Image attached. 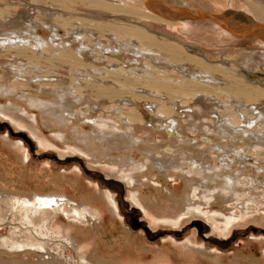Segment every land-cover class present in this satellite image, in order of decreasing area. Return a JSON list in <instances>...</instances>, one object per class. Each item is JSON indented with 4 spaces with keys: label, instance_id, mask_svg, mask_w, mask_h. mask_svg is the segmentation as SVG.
I'll return each mask as SVG.
<instances>
[{
    "label": "bare ground",
    "instance_id": "obj_1",
    "mask_svg": "<svg viewBox=\"0 0 264 264\" xmlns=\"http://www.w3.org/2000/svg\"><path fill=\"white\" fill-rule=\"evenodd\" d=\"M39 1L42 0H0V56L7 59L11 54L13 57V60L4 61L0 80L6 79L11 69L12 74L18 77L15 84L28 89L24 90V101L39 109L43 119L51 123L54 130L60 126L59 134L66 141L70 139L66 129L77 120L70 134L71 140L78 143L75 148L82 150L78 152L94 163L115 164L113 171H118L119 178L126 180L129 186L139 187L132 189L130 194L136 204L143 203L140 187L151 182L148 179L150 170L157 168L168 179L177 174L185 184L183 194L168 190L169 198L174 199L180 209L172 213L171 221L174 223L183 216L189 220L203 213L207 214L212 225L219 230L223 228L227 233L232 224L247 214L264 219V179L261 175L256 177L236 172L237 164L247 168L254 154L245 148L236 151L239 143L244 142L250 148H264V78H256L251 71V67L264 63V52H243L242 60L223 54L207 60L205 49L194 47L189 34L191 29L186 24V21L197 20L167 19L147 6L145 0H45L49 5H41ZM258 1V7L264 10V0ZM57 2L58 5L52 6ZM212 4L219 7L224 3L213 0ZM244 5L255 14L257 22H264V14L252 8L251 0H244ZM83 8L94 10V15L83 14L80 12ZM109 15L110 19L104 18ZM123 16L140 22L119 18ZM148 22L159 23L160 30L147 26ZM212 27L216 34L225 36L230 42H240L220 26L212 24ZM62 67L68 68L69 78V75L64 77L59 72ZM21 78L30 80L31 84L20 83ZM87 87L92 88L91 93L87 92ZM13 88L0 84V95L13 92ZM107 99L112 104L110 102L111 105L104 110ZM144 100L153 113L149 120L142 118L143 113L139 112L136 102ZM189 100L197 104L194 107L197 113L190 114L193 126L200 127L199 120H204L208 127L213 123V129L211 126L209 130L233 141L228 147L224 142L210 140L211 146L217 150L216 163L212 162V151L203 154L187 150L179 154L173 151V143L165 146L162 142L161 145L153 137L157 130H162L169 140L173 136L180 139L184 132L181 133L183 128L175 107L180 102L188 105ZM229 102L235 105L232 107ZM20 104L11 101L0 106V113L6 117L15 116L18 123L16 115L21 119L30 115ZM206 110L211 115L209 121L206 120ZM143 122H148L144 129L145 137L137 134L139 129L135 126ZM85 123L92 124L93 130L82 131ZM31 127L36 134L38 127ZM78 131H82L80 136ZM144 144L148 147H142L146 151H139L142 156L137 158L135 152ZM161 147L166 151H159ZM116 149L122 151L112 156V160L108 159L107 156ZM257 153L264 154V151ZM7 190L6 185L0 184V222L5 218L16 221V234L0 237V250L22 255L15 261H7L0 255V264H64L57 254L67 247L81 253L78 264H132L130 259L138 260L134 262L140 264V258L136 257L138 253L132 256L127 250L124 258L120 254L106 256L97 249L88 250L86 246L91 244L83 242L82 236L86 233L81 225L103 226L102 212L98 205L92 203L96 201L95 196L104 199L101 202L110 212L112 227H120L116 219L121 218L117 198L110 191H97L93 197L87 192L80 193L77 186L71 195L52 190L50 192L54 194L44 193L32 187ZM214 205L219 207L218 210H212ZM160 209V215L150 209H146V214L154 220H163L167 209L162 206ZM255 212L262 213L255 216ZM53 239L59 242L55 249H50L48 240ZM187 245L201 260L206 257L209 264H222L218 252L197 245L196 238L188 241ZM33 251L40 253L36 261L31 258ZM249 258L258 261L252 254ZM263 258H260V263Z\"/></svg>",
    "mask_w": 264,
    "mask_h": 264
},
{
    "label": "rangeland",
    "instance_id": "obj_2",
    "mask_svg": "<svg viewBox=\"0 0 264 264\" xmlns=\"http://www.w3.org/2000/svg\"><path fill=\"white\" fill-rule=\"evenodd\" d=\"M54 1H60V0H54ZM172 1L180 5L186 4L189 7L199 8L209 12H220L227 8H230L233 11H244L245 13H247L257 21L255 14H253V12L249 10V7L244 5V0H221L224 4L223 6H219V7L212 4L213 0H172ZM40 2L41 5L43 4L49 5V3H45V0L39 1L38 3L40 4ZM258 2H259L258 0H251L252 8L260 12L261 15H263L264 10L258 7L259 6ZM56 5H58V2L57 4L55 3L52 6H56ZM93 11L84 8L80 10V12H82L83 14H89V15L90 14L94 15ZM95 15L99 16L97 14ZM111 15H109V17L106 16L104 18L110 19ZM119 18L123 20H129L132 23L140 22V20L128 16H123ZM148 23H146V25L148 24L147 26L153 27L156 30H160L159 28H161L159 23L158 24L154 22L153 23L148 22ZM211 23L212 22L210 21H203V20L186 21V24H188V26L191 29L189 34L193 39L192 42L195 45L192 46L197 48L198 47L204 48L207 60L210 59L212 60L215 57L217 58V55L219 54L229 55L232 57H236L238 60H242L243 52H251V53L264 52V42L260 41L259 39L253 37L238 39L234 37L235 39H237V41L239 40L240 42L233 43V41L230 42L229 39L226 38L225 36H220L219 34H216L212 27V24L214 23L212 24ZM185 30L188 31L187 28H185ZM60 31L62 33H65L64 30H60ZM92 37L94 38V36ZM227 48H229L228 49L229 51H222V50H226ZM0 57H1L0 58L1 61L0 74H1L3 73L2 66L5 64L4 61L8 59L13 60L11 59L13 57L11 54L9 57H7V59L2 56ZM256 66H255L256 69L254 67H251V71H253L252 73L255 74L256 78L263 79L264 63H261L260 66L257 67ZM9 70L11 74L8 73L9 76H7L6 79L0 80V84L1 86L8 85L12 88L14 87L12 89L14 93L8 92L0 95V106L6 105L11 101L17 104L21 103L20 104L22 105L21 107L25 109L27 108L26 110L30 112V115L27 116V118L22 117V119L19 115H16V119L18 122L16 123L15 116L14 118H11V117H6L0 113V158H1L0 184L6 185L8 187L7 191H13V189L27 190L29 187H32L33 189H39L44 193L54 194L55 192H50L52 190V191H56L57 193L66 194L67 192V195H71L73 194V188L77 186L80 193L87 192L93 197L95 196V193L97 191L99 192L105 190L110 191L117 198V203L121 214V218H116V219L117 222H119L118 226H120L121 228L112 227L110 212L102 203L104 199L102 197L98 198L96 196H95L96 201L92 203L94 205H98L99 210H101L102 212L103 226L95 227V226H90L88 224L81 225L82 230H84L86 233L85 235L82 236L83 242H85L86 244L87 243L91 244L90 246H86L88 247V250H91L92 248L97 249L100 253L102 254L104 253L106 256L108 255L119 256L117 254H120V256H123L124 258V255L128 250L127 252L132 253V256L138 253L136 257L140 258L139 260L141 261L140 264H209V262L206 260V257H204L205 260L204 259L201 260L199 255L194 252L193 248L192 247L190 248V246L187 245L188 241L194 240L196 238L197 245L204 246L209 251H217L218 257L220 258L221 261L220 263L222 264H235V263L264 264V260H263L264 259L263 258L264 257V219L262 220V218L260 217L254 218V216L247 214L245 218L240 219V221L235 224H232L230 226V229L227 231V233L224 230H222L223 228L220 227L219 230V228H216L214 225H212V222L207 218V214H203V213H199L197 214V216H194L189 220H187V216H183L180 218L179 222L174 223L171 221L172 213L178 212L180 209L179 206L174 203L175 202L174 199L169 198L168 190H175L178 194H183L186 189L185 184L182 178L177 174H173L172 177L168 179L166 176L162 175L157 168H152L153 170L151 169L149 173V177L150 176L153 178L155 177V179L148 177V179L151 180V182L149 181L148 184L142 185L140 187L142 192L141 196L144 204L142 203V201L136 204L132 200L130 194L132 189L137 190L139 189V187L137 186L136 188H134L131 185L129 186L126 180L119 178L118 171H113L115 167L112 166H115V164H110L107 162L94 163L93 161L89 160L87 156H84L85 154H83L82 152H78L82 150L75 148V146L78 145V143H76V141H73V139L71 140L72 135L70 134L72 133L71 130L74 123L75 124L78 123L77 120L73 121V123L71 124V128L66 129V134H68V136L70 137V139H67L66 141L65 140L66 138L63 139V137L59 134L60 132L59 130H62L60 126L57 127V130H54L51 126V123L49 124V122H46L43 119V114L39 109L35 108L34 106L30 105L28 102L24 101L23 98L24 90L27 91L28 89L23 88V86H17L15 82L17 81L18 77H16L14 73H13L14 75L12 74L11 69ZM254 70L256 72H254ZM59 72H61L64 77H67L68 75H69L68 78L70 77L68 68L62 67L60 68ZM31 77L32 76H30V79ZM19 82L20 83L23 82L22 84H26V83L31 84L30 80L24 78L23 79L21 78ZM86 90L88 93L92 92L91 87H87ZM110 102L111 101L107 99V102L104 104V108H103L104 110H106L107 107L112 104V102L111 104ZM136 102L139 104L138 105L139 106L138 109H140L139 112L143 113L142 118L145 120H149L153 115V113L151 112V110H148L147 108L148 103H146L147 101L144 100V101H140V102L136 101ZM189 102L190 103L188 105L183 102H180V104L178 103L176 107L175 105H172L176 108L175 111L177 110L179 114L178 115L179 122L182 128L184 129V130L182 129L181 133L184 132L183 135L185 136V138H183L184 136L181 135L182 137L180 136V139L177 136H173L172 140H169L165 132H163L162 130L160 131L157 130L159 131V133L156 131L157 133L155 132L153 137L156 138V140H158L160 144L162 142H163L162 144H166L165 146L171 145L173 143L171 146L176 148V149L173 148V151H177L179 154L181 151H187V150L195 151V152L200 151V153L202 152L203 154L204 152L207 153L208 151H212L211 159L212 162L216 163L218 161V158L215 151L217 150L215 147L211 146L210 140H213V142L216 143L218 141L224 142L226 146L228 145V147L232 146L233 141L232 139L225 138L221 135L219 136V134L215 133L213 130L212 131L209 130L210 127L214 125L213 123L211 124V122H209L211 124L210 127L206 126L207 124L204 120H199V123L201 124L200 127L193 126L191 124V122L193 121V117L190 114H193L194 112L197 113L194 108L197 107V104L194 103V101L192 100H189ZM229 103L228 104L231 105L232 107L235 105L232 102ZM219 107H221V102L219 103ZM237 109L238 108H236V110ZM107 113L111 114L110 112ZM38 114L41 117H39ZM237 114L241 117V114L239 112ZM206 116H207L206 120L209 121L211 115L208 110H206ZM146 123L143 122L140 123L139 125L138 124L135 125L136 128L139 129L137 134L141 137H145L144 129L145 127L148 126V122ZM28 124L29 126L31 125L38 127V129L36 130L37 135L33 134L31 130L33 128L31 126L29 127ZM258 127L261 128L262 126L259 124ZM211 128L213 129V126ZM81 130L84 132L92 131L93 125L86 123L82 124ZM82 131H78L77 135L80 136L82 134ZM6 139L9 141H7ZM12 144H17V145H12ZM238 145L239 147L237 148L236 151L240 150L241 148L254 151V154L250 157V160L247 163V164L250 163L254 166L249 164L247 165L248 166L247 168H244L242 164H237L236 172H245L248 175H253L256 177L261 175L262 179H264V171H263L264 154L257 153L259 151H264V148L261 149L259 147L250 148V146L245 144L244 142L239 143ZM16 146L17 147L20 146V147L16 148ZM145 146L148 147L147 144H144L143 146H140V149L136 150L135 155L136 156L138 155L137 158H141L142 156L141 152L139 151H146L145 149H142V147ZM82 147L84 148V150L88 151L86 146L82 145ZM161 149L163 151H166V148L164 150L163 147L159 148V151H161ZM98 150H101V147H98ZM63 151H70V152L64 153ZM118 151H122V150H117V149L114 150L110 156H107V158L109 157L108 159L112 160L113 159L112 156L119 154ZM61 153L64 154L61 155ZM25 154L26 156H24ZM259 154L260 156H258ZM157 175L159 177H157ZM41 184L43 185V187L41 186ZM84 189L86 191H84ZM152 197L154 198V200L152 199ZM74 198H76V196H74ZM76 199H78V197ZM167 199H169L170 201ZM161 206L162 208L167 209V210L165 209L166 210L165 212H167L164 214L166 215L165 219L154 220L152 219L151 216H149V214H146V209H150V211H152L154 214L160 215ZM218 208L219 207L217 205H214L212 207V210H218ZM261 213L262 212H255L256 214L255 216L261 215ZM5 220L6 218L0 222V237L6 238L16 234L15 226L17 222L7 221V220L5 221ZM122 223L125 224L124 227H122ZM20 228L21 227L17 228V230H20ZM123 228L126 229L124 230ZM58 242H59L58 240H54V239L48 240V247H50V249L53 248L55 249L56 246L55 244ZM141 247L143 251L142 250L140 251ZM83 250H85V247ZM123 250L125 253L123 252ZM251 254L254 257H256L258 261L251 260L249 258V255ZM260 254L263 257H261ZM0 255H2L5 258V260L8 259L7 261H15L16 259L17 260L20 259L22 254L20 252H14L9 254L5 251L0 250ZM39 255H40L39 252L33 251L31 253L32 260L36 261L39 258ZM57 255L61 257V260L63 262H65L64 264H78V258H79L78 256L81 255V253L77 250L67 247L65 251H58ZM260 258H263L261 263L259 262ZM132 261H133L132 264H135L134 261H138V260L135 259L129 260V262Z\"/></svg>",
    "mask_w": 264,
    "mask_h": 264
},
{
    "label": "water",
    "instance_id": "obj_3",
    "mask_svg": "<svg viewBox=\"0 0 264 264\" xmlns=\"http://www.w3.org/2000/svg\"><path fill=\"white\" fill-rule=\"evenodd\" d=\"M155 2L158 4L155 5ZM146 5L167 19L210 21L230 32L235 38L244 39L253 37L264 42V22H257L250 15L240 11L229 10L222 13H211L201 9L173 6L164 0H146Z\"/></svg>",
    "mask_w": 264,
    "mask_h": 264
},
{
    "label": "crops",
    "instance_id": "obj_4",
    "mask_svg": "<svg viewBox=\"0 0 264 264\" xmlns=\"http://www.w3.org/2000/svg\"><path fill=\"white\" fill-rule=\"evenodd\" d=\"M146 1V0H145ZM165 2H167L168 4H170V5H173V6H178V7H183V8H189V9H199V8H194V7H189V6H187L186 4H178V3H174L172 0H164ZM170 1H172L171 3H170ZM158 3L157 2H155V5H157ZM201 10H203V9H201ZM229 10H231L230 8H227V9H225V10H222V11H220V12H211V13H222V12H224V11H229ZM206 11V10H205ZM231 11H233V10H231ZM207 12H209V11H207ZM240 12H243V13H245L244 11H240ZM245 14H247V13H245Z\"/></svg>",
    "mask_w": 264,
    "mask_h": 264
}]
</instances>
